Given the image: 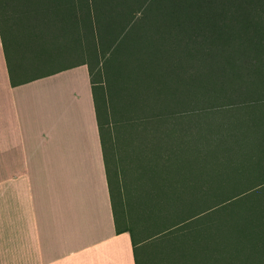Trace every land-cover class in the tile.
Wrapping results in <instances>:
<instances>
[{
	"label": "trees",
	"instance_id": "obj_1",
	"mask_svg": "<svg viewBox=\"0 0 264 264\" xmlns=\"http://www.w3.org/2000/svg\"><path fill=\"white\" fill-rule=\"evenodd\" d=\"M0 29L5 47L45 42L71 60L9 62L13 86L87 65L116 230L135 256L264 264V0H0ZM125 121L142 133L137 224L107 138Z\"/></svg>",
	"mask_w": 264,
	"mask_h": 264
},
{
	"label": "crops",
	"instance_id": "obj_2",
	"mask_svg": "<svg viewBox=\"0 0 264 264\" xmlns=\"http://www.w3.org/2000/svg\"><path fill=\"white\" fill-rule=\"evenodd\" d=\"M15 42L5 47L0 29V264L159 259L135 256L127 225L116 230L87 65L13 86L9 62L71 61Z\"/></svg>",
	"mask_w": 264,
	"mask_h": 264
},
{
	"label": "rangeland",
	"instance_id": "obj_3",
	"mask_svg": "<svg viewBox=\"0 0 264 264\" xmlns=\"http://www.w3.org/2000/svg\"><path fill=\"white\" fill-rule=\"evenodd\" d=\"M112 121V120H111ZM152 126L157 125L156 128H158V123L153 122L151 123ZM109 130L111 131L110 134L108 132L107 138L109 141V150L110 153L113 154L111 156V163L114 164L112 165V168L118 171V176H119V185L121 187V190L119 193L122 194L120 195L122 201L121 204L123 203V208H124V213L125 215V222L126 223H136L137 224V216L136 212H134V209H132L128 203H127V196L128 193L135 192L134 186L137 181V176L140 175L144 177L140 171L135 167V162L137 159L132 158L133 153H135V150H138L142 143V136L141 132H133L132 127H130L129 122L125 121L122 122V125L118 126L115 125L113 122L109 125ZM155 128V129H156ZM154 134V132H151ZM144 137V136H143ZM151 141V140H150ZM148 144V143H147ZM142 151V149H141ZM141 153V152H140ZM140 156V154H138ZM141 177V178H142ZM136 187V186H135ZM133 189L132 191H130ZM120 203L115 204V211L118 214L120 212ZM123 217V216H121ZM138 220H141V218H138ZM118 221L121 222L120 219V214L118 217ZM143 225L138 224L137 228H142ZM140 249V248H139ZM143 253L140 254V259H139V264H144L143 261ZM145 259V264H160L159 259H157L156 254L153 255L152 252H150V257Z\"/></svg>",
	"mask_w": 264,
	"mask_h": 264
}]
</instances>
